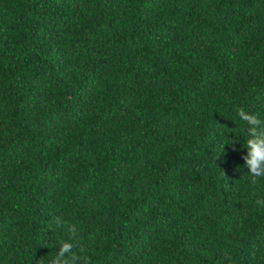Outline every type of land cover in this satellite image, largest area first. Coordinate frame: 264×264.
Listing matches in <instances>:
<instances>
[{
    "label": "trees",
    "instance_id": "obj_1",
    "mask_svg": "<svg viewBox=\"0 0 264 264\" xmlns=\"http://www.w3.org/2000/svg\"><path fill=\"white\" fill-rule=\"evenodd\" d=\"M257 140L264 0H0V264H264Z\"/></svg>",
    "mask_w": 264,
    "mask_h": 264
},
{
    "label": "clouds",
    "instance_id": "obj_2",
    "mask_svg": "<svg viewBox=\"0 0 264 264\" xmlns=\"http://www.w3.org/2000/svg\"><path fill=\"white\" fill-rule=\"evenodd\" d=\"M240 115L243 119L248 120L249 122H255L254 117L246 116L242 111ZM250 144L254 146V151L256 153V165L257 167L253 169L257 177L264 176V141H249Z\"/></svg>",
    "mask_w": 264,
    "mask_h": 264
}]
</instances>
